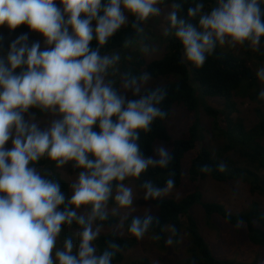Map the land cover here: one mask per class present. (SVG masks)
Segmentation results:
<instances>
[{
	"label": "clouds",
	"instance_id": "obj_1",
	"mask_svg": "<svg viewBox=\"0 0 264 264\" xmlns=\"http://www.w3.org/2000/svg\"><path fill=\"white\" fill-rule=\"evenodd\" d=\"M160 3L0 0V27L26 26L46 45L29 44L24 33L7 52L0 51V264H113L119 244L109 241L98 252L95 243L110 203L114 215L133 209L137 192L127 181L140 180L151 168H168L173 153L159 144L154 156L145 157L137 142L166 117V92L144 89L151 79L147 72L125 73L117 88L109 76L120 56L101 49L130 16L133 27L142 31L140 22L161 14ZM181 6L182 0H173L167 20L193 66H203L218 45L247 42L258 48L264 39V0H215L207 10L203 0H194L186 17L179 14ZM256 76L264 82V66ZM129 92L134 98H127ZM257 99L264 102V88ZM30 109L47 114L44 127L25 118ZM45 157L58 169L71 163L78 170L69 196L59 181L37 170L36 163ZM217 167L223 172L226 165ZM174 184L172 177L163 187L146 179L139 189L144 200L159 202ZM157 223L148 209L132 217L127 230L139 240ZM73 224L79 229L76 239L68 236L58 247L62 229Z\"/></svg>",
	"mask_w": 264,
	"mask_h": 264
},
{
	"label": "trees",
	"instance_id": "obj_2",
	"mask_svg": "<svg viewBox=\"0 0 264 264\" xmlns=\"http://www.w3.org/2000/svg\"><path fill=\"white\" fill-rule=\"evenodd\" d=\"M203 2L205 10L215 4V0ZM172 3L173 0H161L160 6ZM190 6H194V0H182L179 14L186 17L187 8ZM149 21L151 22L150 18L140 22L142 31L138 32L133 27L134 17L130 16L129 21L101 49L102 53L120 56L119 62L110 70L109 76L117 88L125 73L139 76L147 72L151 79L149 86L144 89L160 87L166 92L162 103V108L167 113L166 117L155 121L147 134L141 133L137 142L145 157L154 154L158 142H171L173 160L168 168H151L147 175L161 187L170 177L175 180L173 189L180 188L185 181L188 184L183 196L164 198L159 202L151 200L152 206L159 210L155 215L158 223L153 225L145 236H154L161 243L169 236L175 244H179L184 236L183 238L187 240L186 255L176 264H247L214 255L198 229L193 210L198 209L201 212L206 225H210L213 218H217L233 229H242L249 243L264 249V210L260 203L253 202L245 210L232 212L219 202L205 200L199 188L206 179L224 185L239 182L244 184L251 194H256L264 200V110L256 108L257 121L252 127L246 128L241 118L236 117L233 120L228 112L221 113L204 101L206 98L221 99L227 109L235 110L234 97L248 96L245 88L256 86L257 76L253 70L255 62L251 61L260 59L256 54H259L258 51L261 49V66H264V39L258 48L246 42L245 45L249 46L250 51H245L242 55L233 51H223L218 45L216 50L207 56L204 65L196 67L184 59L183 47L175 38L174 30H169L168 21L163 23L162 29L171 33L168 35L163 56L147 62L139 53L138 42L144 40L143 36L150 26ZM193 22L195 23L194 19ZM25 29L26 27L22 25L15 31ZM91 47H96L95 40ZM172 77L176 79L172 80ZM262 87L264 88V82ZM142 93L143 89L135 98H139ZM256 94L258 96V92ZM128 98L134 97L130 95ZM260 103L262 101L258 104ZM178 106H183L188 116L192 118L186 136L172 140L166 125L172 117L174 108ZM32 110L36 119L46 116L39 109ZM198 111H203L210 119V141L205 138L204 129L197 116ZM93 130L99 131L96 126ZM219 163L226 165L223 172L218 170ZM205 165L210 170L202 172L201 168ZM35 166L46 178L59 181L65 195H70L69 184L61 178L55 162L45 157ZM73 171L77 174L78 170L73 167ZM131 219L132 217L125 219L126 229ZM101 223L102 229H109L117 224V220L109 215L108 220ZM72 230H79L78 226L75 224L65 226L58 240L63 242L64 238L71 236ZM113 240L120 246L113 258V264H150L146 258L126 259V252L136 240L133 236L124 237L115 232L100 234L95 242L98 252Z\"/></svg>",
	"mask_w": 264,
	"mask_h": 264
},
{
	"label": "rangeland",
	"instance_id": "obj_3",
	"mask_svg": "<svg viewBox=\"0 0 264 264\" xmlns=\"http://www.w3.org/2000/svg\"><path fill=\"white\" fill-rule=\"evenodd\" d=\"M57 7H61L57 3ZM161 14L155 17H150L151 22L149 28L146 30V35L143 36V41L138 42L139 53L145 58L147 62L155 59H159L163 56L164 47L167 43L168 35L171 34L168 30L163 29V23L168 22L167 13L170 10V5L160 6ZM155 24V28L152 30V26ZM26 27V26H25ZM27 33L28 43L39 41L41 48L43 49L46 45L43 42V37L38 33L31 32L27 27L24 31L13 30L10 31L7 26L0 27V51L7 52L9 45L18 36ZM142 43V44H141ZM142 45V46H141ZM145 46H148V51L146 52ZM223 51H233L238 55L244 54L245 51H250L249 46L243 45H231L225 43L224 45H219ZM248 49V50H247ZM259 60L251 61L254 63V73L261 67V49L258 51ZM257 62V63H256ZM259 63V64H258ZM172 77V80H175ZM118 80V77H117ZM262 83L258 78L256 80V86H250L245 88L248 96H236L233 99L235 105V110L227 109L225 102L217 98H206L204 101L215 110L221 113L228 114L234 120L236 117L241 118L244 121L246 128L252 127L256 121L255 109L264 110V102L259 103V100L253 99L257 97V92L261 90ZM150 81L144 86L148 87ZM120 85V81H119ZM120 94H124L121 92ZM132 95L130 92L127 94V98ZM253 99V100H252ZM198 118L200 119L201 125L204 129V134L206 140L210 141L211 135L209 132L210 119L204 114L203 111H198ZM26 119H36L35 114L32 109L25 114ZM191 116H188L185 108L183 106L175 107L172 113L171 119L167 122L166 128L171 136L172 140H177L184 138L187 134L188 126L191 120ZM48 116H44L41 119H36L41 122V127L45 126V121ZM164 144L169 149L172 148L171 142H158L156 144ZM6 147L11 148V140L8 142ZM233 154V152L229 151ZM155 153L152 155L154 156ZM61 178L64 179L69 187L71 183L77 178L76 173L73 171L72 165L66 164L62 169H58ZM146 179H150L147 172L142 176L140 180H129L127 181L137 192V198L134 200L133 209L121 210L120 214L114 215L111 213V208L113 205H109V215L117 220V224L109 229H101L100 234H106L110 232L118 233L124 237H131L132 235L128 232L125 226V219L127 217H134L138 215H143L148 209L151 211L152 215H157L159 210L152 206L151 199L144 200L143 192L139 189V184ZM200 191L203 197L207 201H216L223 204L228 210L232 212H239L245 210L253 202H258L261 204L264 210V200L258 196L250 193V190L242 183L231 182L228 185L216 183L210 179H206L200 184ZM188 189L187 181L180 188L172 189L164 198L180 197L185 194ZM71 194V187H70ZM81 214L83 210H78ZM193 217L196 221L198 229L208 244L212 253L220 258H224L233 262H241L247 264H264V249L258 246H254L249 243L246 235L242 229L236 230L228 226L224 222L217 218H213L210 225H206L203 219V215L198 209L193 210ZM79 230H72L71 237L75 240L76 234ZM70 233V232H69ZM184 237V236H183ZM181 239L179 244H175L171 241L169 243L170 237L164 240L163 243L159 242L154 236L146 235L142 239H136L134 244L130 247L129 251L126 252V259H137L146 258L150 264H176L178 260L186 255V238ZM61 241L58 240L57 246H62Z\"/></svg>",
	"mask_w": 264,
	"mask_h": 264
}]
</instances>
